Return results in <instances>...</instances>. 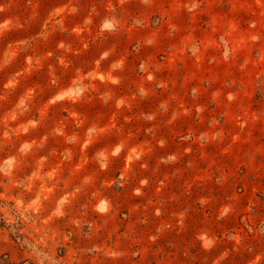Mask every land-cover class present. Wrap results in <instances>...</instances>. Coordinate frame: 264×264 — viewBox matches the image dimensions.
Instances as JSON below:
<instances>
[{"label": "clouds", "instance_id": "9594fccd", "mask_svg": "<svg viewBox=\"0 0 264 264\" xmlns=\"http://www.w3.org/2000/svg\"><path fill=\"white\" fill-rule=\"evenodd\" d=\"M262 197L264 0H0L8 264H264Z\"/></svg>", "mask_w": 264, "mask_h": 264}, {"label": "rangeland", "instance_id": "374dc122", "mask_svg": "<svg viewBox=\"0 0 264 264\" xmlns=\"http://www.w3.org/2000/svg\"><path fill=\"white\" fill-rule=\"evenodd\" d=\"M262 199H264V197H262ZM124 215H127V210H125ZM0 264H8V254L6 252L0 253Z\"/></svg>", "mask_w": 264, "mask_h": 264}]
</instances>
